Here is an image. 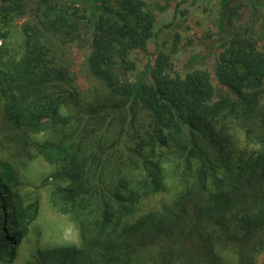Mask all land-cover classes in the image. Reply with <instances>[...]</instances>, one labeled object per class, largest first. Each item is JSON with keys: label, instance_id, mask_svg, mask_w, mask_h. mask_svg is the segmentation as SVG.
<instances>
[{"label": "trees", "instance_id": "obj_1", "mask_svg": "<svg viewBox=\"0 0 264 264\" xmlns=\"http://www.w3.org/2000/svg\"><path fill=\"white\" fill-rule=\"evenodd\" d=\"M171 1L0 0V110L53 164V201L78 236L38 249L35 264H264V0H248L256 35L255 21L236 22L241 0H220L212 70L184 73L171 71L177 33L168 52H148ZM77 42L101 85L89 97L60 48ZM133 51L144 66L130 82ZM22 183L0 158V264L38 213ZM161 193L160 211H140Z\"/></svg>", "mask_w": 264, "mask_h": 264}, {"label": "rangeland", "instance_id": "obj_2", "mask_svg": "<svg viewBox=\"0 0 264 264\" xmlns=\"http://www.w3.org/2000/svg\"><path fill=\"white\" fill-rule=\"evenodd\" d=\"M81 1H85V4L87 2V0ZM176 1L172 0L165 11L157 12L156 34L148 43V52L152 53L156 47L168 52L173 47L174 34L177 33L179 41L174 52L171 53V71L184 73L193 67L212 70L213 53L220 42L221 36L218 23V3L220 0H180L181 4L177 8L175 7ZM241 2L242 6L236 22L255 21L253 31L256 35L260 25L261 9L254 11L248 0H241ZM28 4L31 7L33 0H28ZM29 20H31V13L26 11L15 20V23L19 26L22 22ZM16 37L17 35H15ZM17 40H19V37H17ZM258 47L264 49L262 42L258 43ZM60 48L69 59L79 92L83 95L87 94L88 97L91 96L93 91L101 85L88 73L86 66L87 44L77 42L61 45ZM188 58L193 59L189 62ZM143 59L142 53L133 51L130 54V60L135 64V69L126 72L125 75L121 74L122 79L125 78L130 82H134L143 69ZM213 82L219 88L216 81ZM12 128L10 123L4 119L0 110V158L12 162L18 171L21 182H24L20 187L23 198L26 201L39 199V205L38 213L32 222V230L20 244L18 255H10V264H28L29 262L35 264L34 255H36L38 249L44 250L47 246L58 244H73L78 239L77 230L68 215L61 211L60 207L62 208V205L58 202V204H55L53 201V193L57 192L53 187V181L49 177L51 172L56 170L53 164L44 159L41 154L34 155L36 150L32 144L26 143L23 145L18 142L16 139L20 137L17 136L19 131ZM83 132H86V129L82 125L79 129L80 135ZM235 132L240 139L239 143L242 144L241 140L243 138L240 130L235 128ZM47 133L50 132L47 131ZM21 136L20 138L24 137L23 134ZM29 137L28 141H30ZM33 137L37 138L39 135H33ZM33 137H30L32 141L35 139ZM31 151L32 154H30ZM168 200L169 195L161 193L141 201L139 209L144 212L157 207L160 211V202H168ZM261 257L263 256L258 259V264L261 263Z\"/></svg>", "mask_w": 264, "mask_h": 264}]
</instances>
